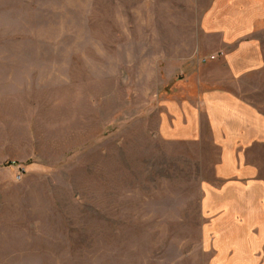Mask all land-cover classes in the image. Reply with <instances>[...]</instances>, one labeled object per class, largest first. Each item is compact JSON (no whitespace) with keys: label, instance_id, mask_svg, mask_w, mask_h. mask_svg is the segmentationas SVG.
<instances>
[{"label":"rangeland","instance_id":"obj_1","mask_svg":"<svg viewBox=\"0 0 264 264\" xmlns=\"http://www.w3.org/2000/svg\"><path fill=\"white\" fill-rule=\"evenodd\" d=\"M210 3L0 0V264H208L213 161L155 128Z\"/></svg>","mask_w":264,"mask_h":264},{"label":"crops","instance_id":"obj_2","mask_svg":"<svg viewBox=\"0 0 264 264\" xmlns=\"http://www.w3.org/2000/svg\"><path fill=\"white\" fill-rule=\"evenodd\" d=\"M175 61L155 138L213 161L198 201L208 264H264V0H211Z\"/></svg>","mask_w":264,"mask_h":264},{"label":"built area","instance_id":"obj_3","mask_svg":"<svg viewBox=\"0 0 264 264\" xmlns=\"http://www.w3.org/2000/svg\"><path fill=\"white\" fill-rule=\"evenodd\" d=\"M211 59H213V58L211 57ZM24 174H25V170H24V168H23V167H20V168L18 169L17 174H16L15 180H16V181H20L21 178L24 176Z\"/></svg>","mask_w":264,"mask_h":264}]
</instances>
